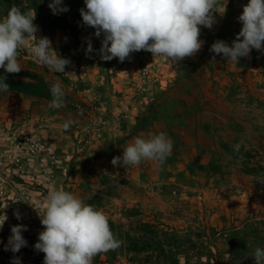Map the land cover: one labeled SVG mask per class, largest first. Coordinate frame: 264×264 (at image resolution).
I'll return each mask as SVG.
<instances>
[{"label": "rangeland", "instance_id": "obj_1", "mask_svg": "<svg viewBox=\"0 0 264 264\" xmlns=\"http://www.w3.org/2000/svg\"><path fill=\"white\" fill-rule=\"evenodd\" d=\"M51 2L0 0V19L13 5L35 9L36 36L71 62L65 73L38 65L29 39L18 57L22 71L0 69L10 88L0 93V130L25 131L57 158L48 170L33 167L17 185L0 188V219L7 216L0 264L15 257L43 264L34 248L43 231L37 211L54 188L102 210L121 241L92 264H255L254 249L264 248V50L238 62L210 51L217 40L231 46L248 0H219L216 23L201 26V50L176 64L144 50L124 62L102 60L103 34L83 23L84 0H62L68 11L57 14ZM56 82L65 92L58 109L49 107ZM160 132L173 142L163 164L113 166L134 137ZM20 189L30 194L31 220L11 217L26 208ZM17 224L27 226V246L13 253L5 246Z\"/></svg>", "mask_w": 264, "mask_h": 264}, {"label": "clouds", "instance_id": "obj_2", "mask_svg": "<svg viewBox=\"0 0 264 264\" xmlns=\"http://www.w3.org/2000/svg\"><path fill=\"white\" fill-rule=\"evenodd\" d=\"M62 0H52L49 8L53 14L66 12ZM85 9L80 10L82 21L95 29L94 35L103 34L99 53L102 60L118 58L124 62L134 52L148 51L176 64L196 55L202 48L199 39L201 26L211 29L216 23L219 0H84ZM36 11H22L13 5L6 16L0 19V69L16 74L22 71L18 62L20 50L32 41L29 49L34 61L56 73H65L71 62L52 48L51 40L37 37L38 26L33 23ZM238 20L242 28L231 46L223 40L215 41L210 51L221 55L228 62H238L253 49L264 50V0H248ZM87 52H92L88 42ZM6 76H0V93H7ZM52 100L50 108L64 105L65 92L59 82L50 84ZM70 121L63 127L67 129ZM239 150V145L236 146ZM173 151V142L166 133L152 134L149 138L134 137L123 148L122 156L113 157V166L132 167L144 160L163 164ZM42 212L37 211L43 231L38 234L34 248L44 253L43 264H92L93 258L117 249L119 241L110 229L108 217L93 205L63 188H54L47 193ZM14 215L19 220V212ZM7 216L0 219L2 229ZM27 226L11 227V236L5 250L13 253L27 246L22 232ZM252 258L255 264H264V248L256 247ZM13 264H20L15 257Z\"/></svg>", "mask_w": 264, "mask_h": 264}, {"label": "built area", "instance_id": "obj_3", "mask_svg": "<svg viewBox=\"0 0 264 264\" xmlns=\"http://www.w3.org/2000/svg\"><path fill=\"white\" fill-rule=\"evenodd\" d=\"M56 160L53 150L47 143L27 132L19 129L0 130V188L7 185L12 188L13 184L25 178L33 167L42 169L44 166V169L48 170L49 166L55 165ZM40 171L43 172V169ZM22 190H19L20 199L26 208L15 212H19L20 219L31 220L34 216V209L30 205L31 197L28 192ZM14 213L11 217L17 219Z\"/></svg>", "mask_w": 264, "mask_h": 264}]
</instances>
